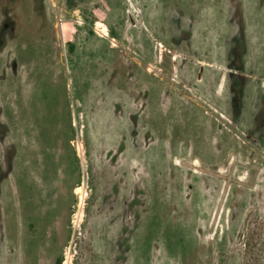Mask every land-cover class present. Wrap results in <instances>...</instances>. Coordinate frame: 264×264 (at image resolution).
<instances>
[{"label": "rangeland", "instance_id": "374dc122", "mask_svg": "<svg viewBox=\"0 0 264 264\" xmlns=\"http://www.w3.org/2000/svg\"><path fill=\"white\" fill-rule=\"evenodd\" d=\"M5 18L0 264H264V0Z\"/></svg>", "mask_w": 264, "mask_h": 264}, {"label": "crops", "instance_id": "0c3cea01", "mask_svg": "<svg viewBox=\"0 0 264 264\" xmlns=\"http://www.w3.org/2000/svg\"><path fill=\"white\" fill-rule=\"evenodd\" d=\"M99 36H104V37H108V33H107V35H104V34H99ZM115 45V42H112V46H114ZM242 75V74H241ZM244 77H248L245 73H244ZM257 103V102H256ZM226 112V111H225ZM225 112H221L222 113V116H226L228 119H232V116H230L229 114H227V113H225ZM261 115H264V113H257L256 114V118H261ZM222 119H223V117H221ZM218 122V121H217ZM225 123V122H224ZM236 127H237V125H236V123L234 124ZM241 125H244V123H241ZM233 128V127H232ZM232 128L230 127V129H227L228 131H230V130H232Z\"/></svg>", "mask_w": 264, "mask_h": 264}, {"label": "flooded vegetation", "instance_id": "af4514ba", "mask_svg": "<svg viewBox=\"0 0 264 264\" xmlns=\"http://www.w3.org/2000/svg\"><path fill=\"white\" fill-rule=\"evenodd\" d=\"M4 23H5V25H1L0 26V43L2 42V36H3V33L5 32V30L8 29V28L9 29L10 28L13 29L12 21H10L7 18H5ZM106 35H107V33H106ZM159 47H160V44H159ZM162 47H164V46H162Z\"/></svg>", "mask_w": 264, "mask_h": 264}, {"label": "trees", "instance_id": "16d2710c", "mask_svg": "<svg viewBox=\"0 0 264 264\" xmlns=\"http://www.w3.org/2000/svg\"><path fill=\"white\" fill-rule=\"evenodd\" d=\"M56 264H62V258L61 257H58L57 260H56Z\"/></svg>", "mask_w": 264, "mask_h": 264}, {"label": "built area", "instance_id": "2783aa9c", "mask_svg": "<svg viewBox=\"0 0 264 264\" xmlns=\"http://www.w3.org/2000/svg\"><path fill=\"white\" fill-rule=\"evenodd\" d=\"M99 34H103L102 32H99ZM78 148H79V146H78ZM81 187V186H80ZM80 197H81V195H80Z\"/></svg>", "mask_w": 264, "mask_h": 264}]
</instances>
